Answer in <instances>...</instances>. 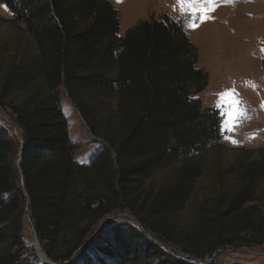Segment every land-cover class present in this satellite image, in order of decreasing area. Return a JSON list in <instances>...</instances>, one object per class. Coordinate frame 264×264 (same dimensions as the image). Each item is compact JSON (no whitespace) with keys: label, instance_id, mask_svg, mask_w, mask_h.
I'll return each mask as SVG.
<instances>
[{"label":"trees","instance_id":"16d2710c","mask_svg":"<svg viewBox=\"0 0 264 264\" xmlns=\"http://www.w3.org/2000/svg\"><path fill=\"white\" fill-rule=\"evenodd\" d=\"M1 1L39 50L35 61L6 75L0 90V106L11 108L23 131L18 151L24 187L13 139L0 129V219L15 223L14 243L29 202L42 248L57 264H191L133 227L85 248L97 224L119 208L131 210L147 230L195 259L223 247L264 245V206L256 201L261 160L244 167L241 184L219 192L191 228L176 219L201 174L200 161L190 154L222 138L220 111L192 96L207 87L209 75L196 66L199 49L181 21L169 15L141 19L121 35L111 0ZM61 86L106 143L89 164L75 160ZM15 89L27 94L7 102ZM86 93L111 94L117 123L103 128L95 117L101 106L92 105ZM176 163L173 181L140 201L132 197L144 193L141 184L156 171ZM19 258L9 249L0 254V264H18Z\"/></svg>","mask_w":264,"mask_h":264},{"label":"rangeland","instance_id":"374dc122","mask_svg":"<svg viewBox=\"0 0 264 264\" xmlns=\"http://www.w3.org/2000/svg\"><path fill=\"white\" fill-rule=\"evenodd\" d=\"M119 12L120 34L135 25L141 19L160 18L169 15L183 23L189 38L199 49L197 67L203 68L209 75L207 87L192 96L202 102L203 107L218 109L222 116L220 142L210 145L206 150L190 154L200 161L201 174L193 184L190 198L183 210L176 214L181 226L191 228L198 220L199 212L208 209L216 201L219 192L233 191L238 187L240 178L252 161H264V0H233L231 3L219 0L212 19L200 23L197 13L188 4L183 6L177 0H111ZM194 8L201 4L194 3ZM199 24L195 30L189 27L191 22ZM39 50L33 35L24 23L17 22L10 8L0 0V90L6 75L21 64H29L38 57ZM255 87H252V85ZM235 88L239 97L248 107L251 119H244L234 133L222 131L227 119V106L217 108L218 93ZM26 91L15 89L5 98L7 102H20ZM92 105L101 106L96 111V119L103 128L117 123L116 102L113 96H98L86 93ZM60 100L68 124L70 139L77 145L75 160L89 164L106 145L95 136L85 122L80 110L68 96L64 86L60 87ZM0 129L4 128L12 137L14 146L13 161L18 165V146L22 145V129L15 123L9 106H0ZM12 123H15L17 132ZM231 135L239 143L226 139ZM180 163L156 171L141 186L142 195L133 194L139 201L156 193L161 187L174 180ZM246 165V166H245ZM138 189V188H137ZM139 195V196H138ZM4 200L9 197L4 195ZM256 201L264 206V175L259 178ZM27 213L22 219V231L17 241L12 237L16 228L8 220L0 219V254L13 252L20 255L18 264H49L45 262V253L38 254ZM129 209L119 208L105 216L89 236L85 248L94 247L99 239H106L112 231L123 232L136 228L149 240L158 245L163 252L175 259L191 264H264V245L228 246L219 249L213 255L202 260L183 254L174 245L163 241L158 235L147 230ZM42 246V245H41ZM42 252V251H41ZM45 252V251H44ZM73 264L67 261L62 264ZM81 264V263H80Z\"/></svg>","mask_w":264,"mask_h":264},{"label":"snow or ice","instance_id":"6c2138e0","mask_svg":"<svg viewBox=\"0 0 264 264\" xmlns=\"http://www.w3.org/2000/svg\"><path fill=\"white\" fill-rule=\"evenodd\" d=\"M224 2L231 3L233 0H224ZM177 3L181 6L188 4L193 11L199 15L200 23H203L209 19H212L211 12L215 10V6L219 3V0H177ZM201 4L200 8H194L193 4ZM199 26L195 21L189 24V27L193 30ZM252 87H255L253 84ZM217 108L227 106L228 111L225 112L227 119L222 125V131L225 133H234L236 128L244 119H251L248 115V107L245 102L239 97L235 88L226 89L222 93H218ZM261 107L264 108V102L261 103ZM226 139H229L231 143L237 144L239 141L234 139L231 135H226Z\"/></svg>","mask_w":264,"mask_h":264},{"label":"water","instance_id":"95a60500","mask_svg":"<svg viewBox=\"0 0 264 264\" xmlns=\"http://www.w3.org/2000/svg\"><path fill=\"white\" fill-rule=\"evenodd\" d=\"M0 117H2L1 115H0ZM12 125H13V127H14V130L17 132V127H16V125H15V123H12ZM21 150H20V153H19V159H18V167H19V171H20V182H21V185L24 187V180H23V174H22V172H21V168H20V161H21ZM26 210H27V219H28V221H29V223H30V225H31V230H32V233H33V236H34V241H35V238H36V240H37V244L39 245V247H40V251H38V254L41 256V253H45L44 252V250H43V248H42V246H41V243H40V241H39V238H38V235H37V231H36V228H35V226H34V223H33V221H32V219H31V217H30V214L28 213V211H29V202H27V204H26ZM142 227H143V225H141ZM36 243V242H35ZM42 251V252H41ZM45 256L47 257V260L43 257V256H41L42 257V259L45 261V262H47V263H49V264H57L56 262H54L53 260H51L50 258H48V256L46 255V253H45Z\"/></svg>","mask_w":264,"mask_h":264},{"label":"bare ground","instance_id":"6f19581e","mask_svg":"<svg viewBox=\"0 0 264 264\" xmlns=\"http://www.w3.org/2000/svg\"><path fill=\"white\" fill-rule=\"evenodd\" d=\"M35 242H36V246L40 249L39 245L37 244V240H36V238H35Z\"/></svg>","mask_w":264,"mask_h":264}]
</instances>
